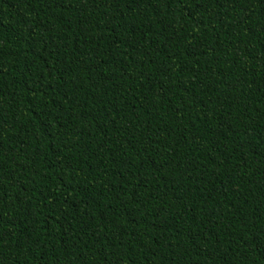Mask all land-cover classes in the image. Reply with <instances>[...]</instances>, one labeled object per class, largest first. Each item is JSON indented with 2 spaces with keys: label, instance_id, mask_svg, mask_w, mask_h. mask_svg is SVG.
<instances>
[{
  "label": "trees",
  "instance_id": "1",
  "mask_svg": "<svg viewBox=\"0 0 264 264\" xmlns=\"http://www.w3.org/2000/svg\"><path fill=\"white\" fill-rule=\"evenodd\" d=\"M0 264H264V0H0Z\"/></svg>",
  "mask_w": 264,
  "mask_h": 264
}]
</instances>
